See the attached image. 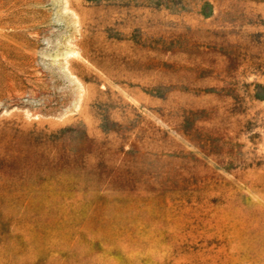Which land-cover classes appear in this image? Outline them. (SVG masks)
Segmentation results:
<instances>
[{"label":"rangeland","instance_id":"1","mask_svg":"<svg viewBox=\"0 0 264 264\" xmlns=\"http://www.w3.org/2000/svg\"><path fill=\"white\" fill-rule=\"evenodd\" d=\"M0 264H264V0H0Z\"/></svg>","mask_w":264,"mask_h":264}]
</instances>
